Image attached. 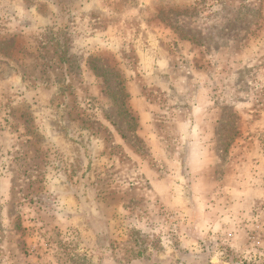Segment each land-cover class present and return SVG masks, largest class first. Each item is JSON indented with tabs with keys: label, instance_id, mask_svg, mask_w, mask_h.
<instances>
[{
	"label": "rangeland",
	"instance_id": "374dc122",
	"mask_svg": "<svg viewBox=\"0 0 264 264\" xmlns=\"http://www.w3.org/2000/svg\"><path fill=\"white\" fill-rule=\"evenodd\" d=\"M0 264H264V0H0Z\"/></svg>",
	"mask_w": 264,
	"mask_h": 264
},
{
	"label": "crops",
	"instance_id": "0c3cea01",
	"mask_svg": "<svg viewBox=\"0 0 264 264\" xmlns=\"http://www.w3.org/2000/svg\"><path fill=\"white\" fill-rule=\"evenodd\" d=\"M161 58V59H160ZM159 60L154 67L152 68V73H163L164 61L160 57ZM153 78V77H152ZM155 82V80H152ZM156 83V82H155ZM143 86V85H142ZM47 87V86H42ZM135 84L131 85V96H130V107L136 113L137 123L139 127L138 135L142 136L143 138H147L150 141L151 146H156L158 142V131L156 129V120H157V113H158V106L149 95H147L143 88ZM42 101V99H41ZM45 104L47 100L44 101ZM182 127L188 126L190 127V123H181ZM55 132V133H53ZM48 132L51 135H59L57 131ZM57 140V138H56Z\"/></svg>",
	"mask_w": 264,
	"mask_h": 264
}]
</instances>
